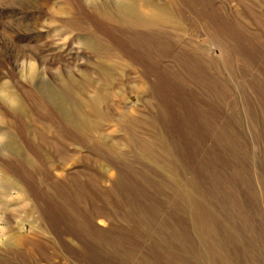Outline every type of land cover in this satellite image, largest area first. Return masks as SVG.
Returning a JSON list of instances; mask_svg holds the SVG:
<instances>
[{
  "label": "rangeland",
  "instance_id": "rangeland-1",
  "mask_svg": "<svg viewBox=\"0 0 264 264\" xmlns=\"http://www.w3.org/2000/svg\"><path fill=\"white\" fill-rule=\"evenodd\" d=\"M0 264H264V0H0Z\"/></svg>",
  "mask_w": 264,
  "mask_h": 264
},
{
  "label": "bare ground",
  "instance_id": "bare-ground-1",
  "mask_svg": "<svg viewBox=\"0 0 264 264\" xmlns=\"http://www.w3.org/2000/svg\"><path fill=\"white\" fill-rule=\"evenodd\" d=\"M118 14V16H117ZM115 17L109 13L101 12L100 15L105 20L110 22H119L124 28L128 30H156L159 27L165 26L166 20L161 18L159 15L156 14H150V15H141L139 11L134 6H128L124 10H120L117 12ZM109 70H112L111 66H106ZM107 69L101 74L103 75L106 82L109 81L108 73L106 72ZM101 95V94H100ZM104 95V94H103ZM105 97V96H103ZM101 98L94 97V98H88L85 100H81L82 108H88L89 114L86 113L83 109H80L77 111L78 120L74 123H69V128L78 135H83L87 131L95 130L96 124L93 123V121L90 120L89 116H93L95 118H101L102 114L99 111V103ZM103 121V120H101Z\"/></svg>",
  "mask_w": 264,
  "mask_h": 264
}]
</instances>
